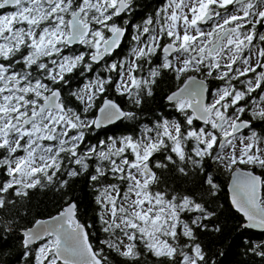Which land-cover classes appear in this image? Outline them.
I'll return each mask as SVG.
<instances>
[{
	"label": "snow or ice",
	"instance_id": "6c2138e0",
	"mask_svg": "<svg viewBox=\"0 0 264 264\" xmlns=\"http://www.w3.org/2000/svg\"><path fill=\"white\" fill-rule=\"evenodd\" d=\"M232 209L264 264V0H0V264H222Z\"/></svg>",
	"mask_w": 264,
	"mask_h": 264
},
{
	"label": "trees",
	"instance_id": "16d2710c",
	"mask_svg": "<svg viewBox=\"0 0 264 264\" xmlns=\"http://www.w3.org/2000/svg\"><path fill=\"white\" fill-rule=\"evenodd\" d=\"M168 87V83L162 82L160 85V92H158L156 97L149 101L146 105V108L149 110V116L151 114L150 110L155 109L159 111L161 107L164 106L160 93L167 90ZM163 110L169 111L166 107H164ZM144 122H146V119ZM100 135L103 137L104 133L101 132ZM221 180H223V177H221ZM88 192L89 189L81 181H77L73 186V193L84 201L82 207H85L88 204ZM226 192L227 189L225 186L224 191L219 194L221 197L220 203H224V196ZM59 203L60 197L58 194L47 190H36L32 195L31 201L27 204L31 214L22 220L21 223L27 224L28 221L32 219V216H37L39 218L47 217L49 214H55ZM12 211L15 212L16 210L13 209ZM19 211L23 215L25 210L24 208H20ZM238 215L239 214L235 213L233 209L231 212L226 211L221 220V223L223 224L222 233L218 235L206 234L202 237L209 249H216L219 247L221 251H225L227 253L226 257L222 258V264H236V262L244 264V262L249 260V257L243 254L242 247L239 246L241 239L245 237L241 234L237 226L235 216ZM250 233H254L256 236L261 235V232H256L254 230H250ZM7 259L11 261L13 258L9 256Z\"/></svg>",
	"mask_w": 264,
	"mask_h": 264
},
{
	"label": "water",
	"instance_id": "95a60500",
	"mask_svg": "<svg viewBox=\"0 0 264 264\" xmlns=\"http://www.w3.org/2000/svg\"><path fill=\"white\" fill-rule=\"evenodd\" d=\"M230 202V201H229ZM234 210V209H233ZM235 211V210H234ZM56 214V213H55ZM55 214H53V215H55ZM39 218H47V217H39ZM251 230H254V231H256V232H261V230L260 229H251Z\"/></svg>",
	"mask_w": 264,
	"mask_h": 264
},
{
	"label": "flooded vegetation",
	"instance_id": "af4514ba",
	"mask_svg": "<svg viewBox=\"0 0 264 264\" xmlns=\"http://www.w3.org/2000/svg\"><path fill=\"white\" fill-rule=\"evenodd\" d=\"M153 2H154V0H153ZM166 91V90H165Z\"/></svg>",
	"mask_w": 264,
	"mask_h": 264
}]
</instances>
